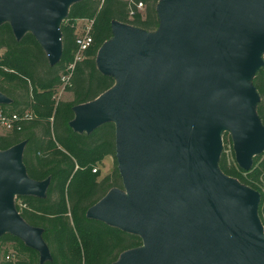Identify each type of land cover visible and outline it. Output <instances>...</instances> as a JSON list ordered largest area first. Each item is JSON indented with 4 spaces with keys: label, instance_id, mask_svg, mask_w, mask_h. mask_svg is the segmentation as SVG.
<instances>
[{
    "label": "water",
    "instance_id": "water-1",
    "mask_svg": "<svg viewBox=\"0 0 264 264\" xmlns=\"http://www.w3.org/2000/svg\"><path fill=\"white\" fill-rule=\"evenodd\" d=\"M81 0H0V25L17 40L32 34L50 65L62 54L60 26ZM157 31L113 22L96 57L115 85L73 108L70 127L115 128L122 190L87 211L142 240L115 264H264L258 192L218 168L221 136L249 171L264 152V126L252 85L264 66V0H160ZM251 80V87L239 85ZM10 100L0 93V104ZM24 143L0 151V237L10 234L50 259L42 231L16 212V196L44 197L49 180L28 178Z\"/></svg>",
    "mask_w": 264,
    "mask_h": 264
},
{
    "label": "trees",
    "instance_id": "trees-1",
    "mask_svg": "<svg viewBox=\"0 0 264 264\" xmlns=\"http://www.w3.org/2000/svg\"><path fill=\"white\" fill-rule=\"evenodd\" d=\"M159 1L74 3L60 26L62 54L55 65L49 64L32 34L17 40L9 23L0 25V93L10 100L9 104H0V109L20 118L13 131L0 135V151L24 143L22 162L28 178L35 182L49 180L44 197L16 196L14 204L25 223L42 231L50 254V259L42 264H115L123 253L142 246L139 236L87 218V211L109 191L122 190L116 161L113 172L102 179L97 172L92 173L104 158L115 160L114 125L105 123L87 134L74 132L70 123L74 119L73 108L93 102L115 85V78L103 75L96 65L99 49L113 37L112 23L155 32L159 28ZM138 4L143 5L142 11L137 10ZM78 21H92V43L75 61ZM66 76L67 81H62ZM252 85L259 95L255 111L264 126V66L254 76ZM59 88L71 94L70 101L55 100ZM218 168L261 194L258 184L264 179L262 154L253 158L249 171L228 163L221 154ZM261 206L262 202L260 218ZM6 245L12 246L13 259H6L7 252L2 251ZM0 264L41 263L37 251L4 234L0 237Z\"/></svg>",
    "mask_w": 264,
    "mask_h": 264
},
{
    "label": "rangeland",
    "instance_id": "rangeland-1",
    "mask_svg": "<svg viewBox=\"0 0 264 264\" xmlns=\"http://www.w3.org/2000/svg\"><path fill=\"white\" fill-rule=\"evenodd\" d=\"M261 60L264 63V53L261 56ZM239 85H241L243 87L250 88L251 87V80H249V79L240 80ZM71 97L72 96L70 93H68L67 91H63L61 88H59V90L57 91V93L55 95V100L56 101H70ZM8 133H9L8 131H6L2 126H0V135H6ZM221 154L225 155L228 163L236 164V158H235V153H234V149H233V141H232V138L228 132L222 133V136H221ZM263 154H264V152L262 153V158L264 157ZM93 169L97 170V174H98L99 180H100L103 177H105L106 175H109L113 172V170L115 169V160L112 157H106V158H104L101 165H97V166L93 167ZM258 187L261 190V194L259 193L260 203L262 202L261 218L259 217V219H260L261 225L263 227V234H264V179H262L261 183L258 184ZM15 203L16 202L14 199V204ZM260 203H259V207H260ZM259 209L260 208H258V210ZM2 251H6L8 256H10L12 259L14 258V255H13L14 250L12 249L11 245L3 246Z\"/></svg>",
    "mask_w": 264,
    "mask_h": 264
},
{
    "label": "built area",
    "instance_id": "built-area-1",
    "mask_svg": "<svg viewBox=\"0 0 264 264\" xmlns=\"http://www.w3.org/2000/svg\"><path fill=\"white\" fill-rule=\"evenodd\" d=\"M137 10L142 11L143 10V5L138 4L137 5ZM130 16H133V13H130ZM91 28H92V21H90V27L84 30V33L81 34L80 36L76 37V45L78 47L77 53L75 55V61L80 60L83 52H85L89 46L92 43L91 39ZM72 67V66H71ZM70 67V68H71ZM68 76L63 77L62 81H67ZM27 118V116H25ZM20 121V118L17 115H9L5 114L1 109H0V126H2L6 131L11 132L15 128V124ZM93 173H96L97 170L93 169ZM7 260L12 259L10 256L6 258Z\"/></svg>",
    "mask_w": 264,
    "mask_h": 264
},
{
    "label": "crops",
    "instance_id": "crops-1",
    "mask_svg": "<svg viewBox=\"0 0 264 264\" xmlns=\"http://www.w3.org/2000/svg\"><path fill=\"white\" fill-rule=\"evenodd\" d=\"M90 27V21H78L75 25V31L77 36L84 33V30Z\"/></svg>",
    "mask_w": 264,
    "mask_h": 264
}]
</instances>
